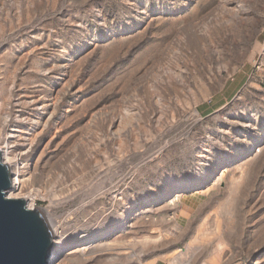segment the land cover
Here are the masks:
<instances>
[{
  "label": "rangeland",
  "instance_id": "obj_1",
  "mask_svg": "<svg viewBox=\"0 0 264 264\" xmlns=\"http://www.w3.org/2000/svg\"><path fill=\"white\" fill-rule=\"evenodd\" d=\"M13 127L64 264H264V0H0Z\"/></svg>",
  "mask_w": 264,
  "mask_h": 264
},
{
  "label": "water",
  "instance_id": "obj_2",
  "mask_svg": "<svg viewBox=\"0 0 264 264\" xmlns=\"http://www.w3.org/2000/svg\"><path fill=\"white\" fill-rule=\"evenodd\" d=\"M12 174L0 152V264H47L54 234L45 214L9 199Z\"/></svg>",
  "mask_w": 264,
  "mask_h": 264
},
{
  "label": "bare ground",
  "instance_id": "obj_3",
  "mask_svg": "<svg viewBox=\"0 0 264 264\" xmlns=\"http://www.w3.org/2000/svg\"><path fill=\"white\" fill-rule=\"evenodd\" d=\"M35 13L37 12L34 10V14ZM53 98H54V95L51 94L47 98H40V99H37L36 101L31 102L30 105L34 108L35 111H37V118L34 122L35 128L41 126V123H40L41 118L46 119L47 124L48 122L52 123L54 112L52 114L50 112L53 108H54V111L56 109L55 108L56 103L54 101L55 99ZM39 150L40 148L37 142L34 140L33 134L30 132L24 131L19 127L11 128L8 134L6 135L5 139L2 140V144L0 146V152L3 158V162L4 164L9 166L11 174H12V187H11V190L8 192V198L15 199V200L23 199L26 202L27 207L30 210H34L38 208H35L36 207L35 198L33 197L32 193L29 192V190L27 189V184H25V181H27L26 179L27 177L34 176L38 168L40 169L43 155L41 151ZM30 156H32L31 162L25 163L26 159ZM118 196L120 197V195ZM45 218L54 234L52 255L49 258V261L47 264H64L62 262L63 257L64 256L67 257L68 255L71 256L73 252L69 253V249L64 246L63 238L60 237L58 228H56L52 224L49 216L45 215ZM110 231L111 229H107L103 234H93L92 236L88 237L87 241H84V244L90 243L93 241L95 242L98 238L103 237L105 235L106 236L111 235V234L113 235L115 234V232L120 231V229L114 228L111 232ZM146 240L144 242H146ZM116 243L115 245H107V246L108 248L111 249L112 247H116ZM120 245L123 246L122 243H119V246ZM90 247H93V246L91 245ZM113 250L117 251L118 253L127 254L126 252H121L120 249L116 250L114 248Z\"/></svg>",
  "mask_w": 264,
  "mask_h": 264
},
{
  "label": "crops",
  "instance_id": "obj_4",
  "mask_svg": "<svg viewBox=\"0 0 264 264\" xmlns=\"http://www.w3.org/2000/svg\"><path fill=\"white\" fill-rule=\"evenodd\" d=\"M238 79H240L239 77H236L235 78V80H234V83L236 84V82L238 81ZM238 86H243V82H241V85L239 84ZM237 88V87H236ZM235 88V90L231 93V95L230 96H226L225 97V101L224 100H221V102L219 101V105L217 106V107H215V109H213V111H215L217 108H220V107H222L223 106V104L225 103V102H228L229 100H233L234 98H235V96H236V94H237V92L239 91V89L237 88L236 89ZM226 89L228 90V86H226ZM226 90V91H227ZM212 107V106H211Z\"/></svg>",
  "mask_w": 264,
  "mask_h": 264
}]
</instances>
